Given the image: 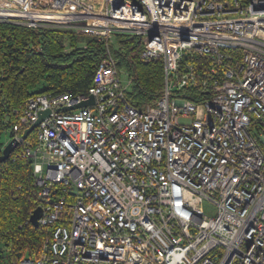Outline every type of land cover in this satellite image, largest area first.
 I'll return each mask as SVG.
<instances>
[{
	"label": "built area",
	"instance_id": "built-area-1",
	"mask_svg": "<svg viewBox=\"0 0 264 264\" xmlns=\"http://www.w3.org/2000/svg\"><path fill=\"white\" fill-rule=\"evenodd\" d=\"M0 21L105 48L86 93L35 94L13 125L51 232L8 264H264V0H0ZM116 33L162 62L155 104L126 100Z\"/></svg>",
	"mask_w": 264,
	"mask_h": 264
},
{
	"label": "trees",
	"instance_id": "trees-1",
	"mask_svg": "<svg viewBox=\"0 0 264 264\" xmlns=\"http://www.w3.org/2000/svg\"><path fill=\"white\" fill-rule=\"evenodd\" d=\"M140 50L138 37L122 33H116L110 44L117 69L124 70L130 81L125 98L139 110L155 104L164 89L162 62L142 61ZM104 54V44L95 36L0 21V153L5 144L3 133L12 134L29 97L66 91L71 95L86 93ZM179 94L195 99L187 90ZM32 137L33 133L27 140ZM22 148L18 143L0 163V264L37 255L51 232L48 226L35 227L29 222L37 201L31 165L22 156Z\"/></svg>",
	"mask_w": 264,
	"mask_h": 264
},
{
	"label": "water",
	"instance_id": "water-1",
	"mask_svg": "<svg viewBox=\"0 0 264 264\" xmlns=\"http://www.w3.org/2000/svg\"><path fill=\"white\" fill-rule=\"evenodd\" d=\"M94 102L93 96L89 95L88 98H86L85 100H81L77 103L68 105V106H62L59 108V110L61 111H67V110H74L76 108L82 107V106H86L89 105L91 103ZM50 110L46 109V110H41L38 113V117L37 119L29 126L27 127L22 135H21V139H26L27 136L38 126V124L42 121V119L44 117H46L49 114ZM18 144V140L15 137H11L3 146L1 153H0V163L2 161H4L5 159H7L10 155V153L13 151V149L16 147V145ZM41 207L40 206H36L31 214L29 215V221L33 226H38V222L37 219L40 217L41 215Z\"/></svg>",
	"mask_w": 264,
	"mask_h": 264
},
{
	"label": "bare ground",
	"instance_id": "bare-ground-1",
	"mask_svg": "<svg viewBox=\"0 0 264 264\" xmlns=\"http://www.w3.org/2000/svg\"><path fill=\"white\" fill-rule=\"evenodd\" d=\"M42 27H49V26H42ZM36 28H38V27H36ZM59 28H61V27H59ZM113 42H114V39H113V41H112L111 43H113ZM111 43H110V44H111ZM140 51H141V50H140ZM139 55H140V52H139ZM139 58H140V56H139ZM142 61H143V60H142ZM118 70H119V76H120L121 78H122V76H121L122 73H124V74H125V77L128 78V76H127V74H126V72H125L124 70H122V69H118ZM128 86H129V85H128ZM127 88H128V87H127ZM90 95H91V94H90ZM92 96H93V95H92ZM88 97H89V96H88ZM88 97H87V98H88ZM93 99H94V97H93ZM93 103H94V102H93ZM91 104H92V103H91ZM79 108H80V107H79ZM76 109H77V108H76ZM31 124H32V123H31ZM31 124H30V125H31ZM30 125H29V126H30ZM38 125H39V124H38ZM29 126H28V127H29ZM35 129H36V128H35ZM35 129H34V130H35ZM34 130H33V131H34ZM33 131H32V132H33ZM22 133H23V132H22ZM21 135H22V134H21ZM10 138H11V135H10ZM41 210H42V209H41ZM41 215H42V212H41ZM41 215H40V217H41ZM40 217H39V218H40ZM39 218H38V219H39ZM38 219H37V222H38ZM38 226H41V225H38Z\"/></svg>",
	"mask_w": 264,
	"mask_h": 264
},
{
	"label": "rangeland",
	"instance_id": "rangeland-1",
	"mask_svg": "<svg viewBox=\"0 0 264 264\" xmlns=\"http://www.w3.org/2000/svg\"><path fill=\"white\" fill-rule=\"evenodd\" d=\"M121 76H122V80H123V82H126L125 74L122 73ZM9 137H10V131H5V132L3 133L2 138L5 139V140H7V139H9Z\"/></svg>",
	"mask_w": 264,
	"mask_h": 264
},
{
	"label": "crops",
	"instance_id": "crops-1",
	"mask_svg": "<svg viewBox=\"0 0 264 264\" xmlns=\"http://www.w3.org/2000/svg\"><path fill=\"white\" fill-rule=\"evenodd\" d=\"M9 139H10V137H9ZM9 139H7V140H4L5 141V143L9 140Z\"/></svg>",
	"mask_w": 264,
	"mask_h": 264
}]
</instances>
